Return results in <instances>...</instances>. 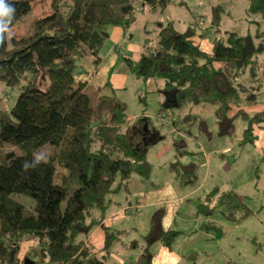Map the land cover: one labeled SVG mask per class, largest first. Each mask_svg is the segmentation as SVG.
<instances>
[{
	"label": "trees",
	"instance_id": "1",
	"mask_svg": "<svg viewBox=\"0 0 264 264\" xmlns=\"http://www.w3.org/2000/svg\"><path fill=\"white\" fill-rule=\"evenodd\" d=\"M37 1L8 0L16 10L11 29L23 22ZM49 2L51 12L24 25L26 31L12 34L10 41L6 35L0 45V83L20 90L10 112L0 99V264H44L47 259L49 264H108L83 244H75L74 235L88 231L95 211L105 218L113 203L110 195L127 188L133 175L150 176L145 144L151 138L145 132L154 128L145 115L129 119L125 103L102 95V89L81 77L83 62L92 57L93 71L98 72L111 26L127 31L147 10L165 14L171 0ZM224 15L223 6H216L209 25L194 21L182 33L169 23L152 40L147 30L150 35L143 41L141 56L121 58L137 79L163 80L164 87L157 91L160 96L174 92L172 109H181L204 131L205 120L189 110L212 106L223 136L233 133L234 120L242 119L246 123L244 146L254 144L256 132L264 129V109L254 114L245 110L259 96L264 99L260 60L264 56V0L250 2L248 15L258 27L254 36L224 32ZM209 36L211 53L195 40ZM234 108L238 110L231 116ZM167 110L163 105L162 112ZM37 150L47 154L46 162L23 171L22 164L31 161ZM184 167V184L195 182V164ZM16 195L32 198L33 210L28 211ZM245 199L234 191L216 189L208 194L198 206V213L206 218L203 230L221 237V226L209 219L214 209L228 207L226 215L235 221L239 211L243 216L252 213ZM105 230L109 250L118 236ZM178 234L164 232L155 217L145 239L158 237L170 248ZM28 238L38 246L29 251L26 263L19 259V252ZM153 258L148 245L140 262L151 264Z\"/></svg>",
	"mask_w": 264,
	"mask_h": 264
},
{
	"label": "rangeland",
	"instance_id": "2",
	"mask_svg": "<svg viewBox=\"0 0 264 264\" xmlns=\"http://www.w3.org/2000/svg\"><path fill=\"white\" fill-rule=\"evenodd\" d=\"M184 1L187 2L188 5L185 6L191 11L189 14L192 17L200 15L205 19L210 17L214 7L223 6L225 15L221 29L224 32L253 36L257 32L254 18L248 15L251 0ZM50 9L49 0L33 3L31 12L24 16L20 25L12 28V34L26 31L24 25L29 26L37 16L47 15L51 12ZM160 16L161 13L147 14L128 29V36L133 39L121 44L127 50L128 56L139 57L138 48L143 46L145 39L143 35H150L145 31L149 29L154 34V20L160 19ZM165 17L164 15V19ZM153 37L149 36L151 40ZM199 40L202 47L211 53L212 36L201 37ZM260 60L264 63V56ZM123 67L119 61L117 72L123 70ZM126 75H129L128 84L116 91L117 100L126 104L128 117L135 120L145 115L150 118L152 127L160 133V138L156 142L149 140L152 143H148L147 162L151 166L150 176L145 178L133 175L129 191L128 188H120L110 195L113 203L116 201L118 207L126 208V216L131 219L121 227L122 230L127 229V234L121 235L122 243L129 247L124 250L120 246L123 255H134L136 260L140 247L133 249L131 246L146 243L150 244V249L160 264H264V157L253 144L242 145L246 123L242 119L234 120V131L229 135L207 134L199 123H191L181 109H172V114L169 111L162 112L165 97L160 96L157 91L164 87L163 80L148 83L137 79L131 73ZM19 93L18 87L8 88L0 83V99L4 101L9 112ZM252 107L257 110L264 109V99L259 96ZM210 108L213 109L212 106ZM161 113L165 114L164 123L160 120ZM17 150L21 153L19 148ZM190 164H195L197 178L191 184H184L181 174L187 170L184 166ZM174 165L178 171L173 168ZM117 185L116 181L113 188ZM216 189L220 193L234 191L246 198L244 203L252 211L251 214L243 216L237 210L239 213L236 216L240 217L234 221L226 215L228 207H216L209 219L221 226V237L216 232L203 230L206 218L198 213L200 201ZM138 195L140 201L137 202L135 197ZM15 198L28 211L33 210L35 201L32 198L25 195H16ZM65 205L64 202L63 207ZM97 212L100 213L99 218L104 219L102 213ZM155 217L166 228L172 229L171 231H181L171 244V255L163 250L167 246L160 241L144 238L152 231Z\"/></svg>",
	"mask_w": 264,
	"mask_h": 264
},
{
	"label": "crops",
	"instance_id": "3",
	"mask_svg": "<svg viewBox=\"0 0 264 264\" xmlns=\"http://www.w3.org/2000/svg\"><path fill=\"white\" fill-rule=\"evenodd\" d=\"M185 5L187 6L188 4L184 0H171V3L168 6L165 14L161 13L160 19L154 20L155 21L154 23L156 24L154 26H156V28L154 29V34L151 33V36L157 37L160 34L163 27H165L169 23H171L174 26L175 30L182 32V33L186 32L189 29L190 24L193 23L194 21L195 22L196 21H202L203 22L202 24L204 26H207L206 22H208V25L210 24L212 14L210 15V17H208L206 19L204 17L201 18L200 15L194 16L192 14L193 15V17H192L189 14V12H191V11H189V9L186 8ZM157 13H160V12H157ZM147 14L150 15V14H156V13H153L150 10H147V11H145L144 14H142L138 18V20L135 23L139 22ZM164 15L166 16L165 19H164ZM147 23H149V22H147ZM162 23H164V24H162ZM147 30H149V29H147ZM143 36L145 38L147 35H145V33H144ZM132 39H133V37L130 38V36H128V30L126 31L123 28L118 27V26H111L109 28V32H108V39H107V41H106V43H105V45L101 51L102 61H101V64L99 66L98 72L93 71L94 59L92 57H89V58H86L83 62L84 74L81 77L89 80L90 83L94 87L102 89V92H101L102 95L107 96V97H116V91L125 88L126 85L128 84V81H129L128 76L129 75H126V74L131 73L129 71L128 67L125 65L123 59H120V57H119L122 55H126V51H127L124 48V46H121V44L123 43V41L132 40ZM195 40H196V42L201 44L199 38H195ZM201 46H202V44H201ZM130 47H131V45H130ZM142 49H143V46L138 48L139 56H141V54L143 52ZM135 58H138V57H135ZM119 61L122 62L124 67H123V70L121 69L120 71L117 72L116 69L118 67ZM149 81H154V80H149ZM149 81H148V83H149ZM108 82L110 83L109 86H107ZM161 89H162V87H161ZM150 91L153 92L152 90H150ZM165 99L166 100L164 101L163 105H164L165 109H169V110H167V111H169V114H172V108L166 107L167 96ZM237 110H238V108H234L232 113H231V116H234L236 114ZM245 110L251 114H254L256 112L262 111L263 109L257 110L255 108H253L252 106H248V107H245ZM190 112L196 113L198 115H200V113L206 114L205 116L200 115L206 122L205 131L202 128L203 132H206L207 134L219 133L218 118L215 114V109H212V108H206V109H204V108H193V109L188 111V113H190ZM164 116H165V114H161L160 120H162V123L165 122ZM129 119H132V118L129 116ZM152 131L155 132L156 130L153 129ZM256 134L258 135V139L256 140V142L252 146H254L256 149H259V154L264 157V129L258 130L256 132ZM242 141H241V143H242ZM130 183H129V185H130ZM129 185L127 186V188L129 187ZM124 188L125 187H123V189ZM128 191H129V188H128ZM139 197H140V195H138V197L137 196L135 197L137 202H138V200L140 201ZM112 202H113V200H112ZM117 204H118V202H116V201H114V203L111 204V206L109 207V210H108L107 217L104 219H100L99 218L100 213L95 211V214H94V218H96L95 221L92 223L91 226H89L87 232L75 234L74 235V242H75V244H83L84 247L88 248L94 254L98 255V257L100 259L104 260L108 264H141L140 259L144 253V249L148 246V244L144 243V244H141L140 246L139 245H136V246L132 245L131 246V248L140 247V251L138 253L139 256L136 260H135L134 255H130L129 257H125L123 255L124 253L121 251L120 246L122 245V248H124V250L129 249V247L126 246V244L122 243L121 235H123L124 233L127 234V229L125 228L122 230L121 227L123 225H125L126 223H128L131 219H128L126 216V208L118 207ZM105 228H107L110 232L117 233V236H118V239L115 241L114 244H112L110 246L109 250H106V247H105L107 244V236H108ZM118 228H120L121 230H117ZM161 228L164 232H168V231L172 230L170 228H166V226L164 224L162 225V222H161ZM178 233H181V231ZM155 240L160 241V239H158V237ZM162 245H164V244L162 243ZM37 246H38V243L33 238H28L25 241H23L21 243V246H20L19 259L22 262L23 261L27 262L26 256L28 255L29 251L31 249H35ZM135 248H133V249H135ZM149 250L151 251L150 244H149ZM163 250H166V252H168L169 255L173 254V248H171V247L170 248L164 247ZM151 253L153 254V257H154L152 259L151 264H160V263H158L157 259L155 258V254L152 251H151ZM44 264H49V259L45 260Z\"/></svg>",
	"mask_w": 264,
	"mask_h": 264
},
{
	"label": "clouds",
	"instance_id": "4",
	"mask_svg": "<svg viewBox=\"0 0 264 264\" xmlns=\"http://www.w3.org/2000/svg\"><path fill=\"white\" fill-rule=\"evenodd\" d=\"M15 7L8 0H0V45L7 39L12 38L11 25L15 16ZM47 154L42 150H37L33 153L31 161H24L22 164L23 171L27 172L30 169H36L42 162H46Z\"/></svg>",
	"mask_w": 264,
	"mask_h": 264
},
{
	"label": "water",
	"instance_id": "5",
	"mask_svg": "<svg viewBox=\"0 0 264 264\" xmlns=\"http://www.w3.org/2000/svg\"><path fill=\"white\" fill-rule=\"evenodd\" d=\"M166 96H167L166 107H167V108H172V107L174 106V104H175V93H174V92H169V93L166 94ZM146 132H147V130H146ZM146 132H145V133H146ZM150 140H155V142H156V141H158L159 139L153 138V139H150ZM148 143H152V142L149 141V142H147L145 145H148ZM26 263H27V262H26Z\"/></svg>",
	"mask_w": 264,
	"mask_h": 264
},
{
	"label": "flooded vegetation",
	"instance_id": "6",
	"mask_svg": "<svg viewBox=\"0 0 264 264\" xmlns=\"http://www.w3.org/2000/svg\"><path fill=\"white\" fill-rule=\"evenodd\" d=\"M153 131H147L146 133H145V135L146 136H149L151 139H153V138H155L156 137V134H157V132L155 131V132H153Z\"/></svg>",
	"mask_w": 264,
	"mask_h": 264
}]
</instances>
